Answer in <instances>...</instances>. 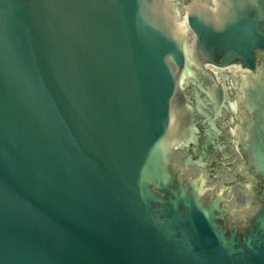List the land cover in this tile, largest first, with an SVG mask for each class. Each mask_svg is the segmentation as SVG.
Here are the masks:
<instances>
[{
    "label": "water",
    "instance_id": "obj_1",
    "mask_svg": "<svg viewBox=\"0 0 264 264\" xmlns=\"http://www.w3.org/2000/svg\"><path fill=\"white\" fill-rule=\"evenodd\" d=\"M0 264H264V0H0Z\"/></svg>",
    "mask_w": 264,
    "mask_h": 264
}]
</instances>
